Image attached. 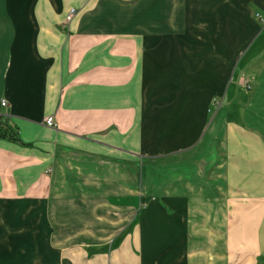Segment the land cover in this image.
Masks as SVG:
<instances>
[{"label": "crops", "instance_id": "1", "mask_svg": "<svg viewBox=\"0 0 264 264\" xmlns=\"http://www.w3.org/2000/svg\"><path fill=\"white\" fill-rule=\"evenodd\" d=\"M254 14L264 0H0V118L19 138H0V245L42 247L17 264L264 262Z\"/></svg>", "mask_w": 264, "mask_h": 264}, {"label": "rangeland", "instance_id": "2", "mask_svg": "<svg viewBox=\"0 0 264 264\" xmlns=\"http://www.w3.org/2000/svg\"><path fill=\"white\" fill-rule=\"evenodd\" d=\"M254 17L260 22H264V17H262V14L260 15L254 14ZM238 75H239V69H237L233 74V77L231 79V84L228 88V91L226 92L224 99V103L227 106L228 115L231 119H238V117H240L241 109L244 106L243 97L245 96V92L243 91V89L237 88L236 81L239 77ZM218 102H219L218 98H215L213 103L215 106H218L217 105ZM30 238L31 237L6 238L9 241V245H8L9 250L7 249V247H3V245H0V257L5 260V262H3L2 264H17L22 261H29L32 257H34V255H38L42 251L41 250L42 247L38 243L36 238L33 239ZM28 239L30 240H29V246L27 248H25L23 251L17 248L21 241L24 242ZM40 260H44L43 262H46L47 255L43 253L41 254V257L38 258L39 264H42L43 262Z\"/></svg>", "mask_w": 264, "mask_h": 264}, {"label": "trees", "instance_id": "3", "mask_svg": "<svg viewBox=\"0 0 264 264\" xmlns=\"http://www.w3.org/2000/svg\"><path fill=\"white\" fill-rule=\"evenodd\" d=\"M0 138L12 142L19 141L16 128L4 118H0ZM262 264H264V262H262Z\"/></svg>", "mask_w": 264, "mask_h": 264}, {"label": "built area", "instance_id": "4", "mask_svg": "<svg viewBox=\"0 0 264 264\" xmlns=\"http://www.w3.org/2000/svg\"><path fill=\"white\" fill-rule=\"evenodd\" d=\"M73 15H74V9H71V10L68 12L67 16H66V21L70 20L71 17H72ZM244 85H245L246 87H249V82H248L247 80H244ZM1 104H2V105H5V102L2 101ZM44 123H45L47 126H53V125H54V122H53V118H52V116H48V117H46L45 120H44Z\"/></svg>", "mask_w": 264, "mask_h": 264}]
</instances>
